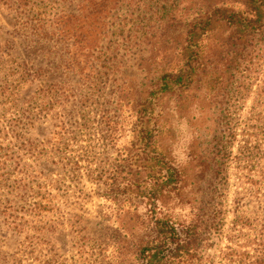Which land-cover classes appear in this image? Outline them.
I'll list each match as a JSON object with an SVG mask.
<instances>
[{
    "label": "rangeland",
    "instance_id": "obj_1",
    "mask_svg": "<svg viewBox=\"0 0 264 264\" xmlns=\"http://www.w3.org/2000/svg\"><path fill=\"white\" fill-rule=\"evenodd\" d=\"M125 1V5L106 14L108 36L105 35L104 23H95L100 18L96 8L88 9L76 22L84 34L81 42L88 43V36L90 43L103 48L101 52L105 47L114 48L108 51L110 56L103 60H113L116 55L119 58L123 54L125 56V47L133 44L136 27L146 28L150 32L138 54L142 60L164 50L172 51L182 43L187 18L202 7L209 8L207 0L193 3L175 0L179 4L175 14L181 17L168 22L166 17L162 18V14L170 0H141L152 6H143L134 14L132 0ZM233 1L239 2L236 10H244L240 5L241 0ZM59 2L28 0L13 5L0 0V129L4 133L0 135V162L7 163L3 170V174L7 175L0 179V255L11 258L17 250H23L22 242L27 245L30 238L41 249V243L49 239L54 244L57 259H67L68 264H82L78 255L79 238L75 237L77 228H94V217L101 203L93 195L96 186L86 179L89 161L96 159L92 163L93 169L100 170L104 158L117 157L116 148L107 149L99 122L102 110L110 106L109 100H113L116 83L113 82L114 75L105 72L99 76L92 75V78L95 77L93 84L77 73L56 74V79L51 74L40 75L39 68L46 64H43L37 46L38 43H45L37 36V27L41 24L50 26L62 9ZM79 2L81 0L75 1V4ZM72 8L74 12V6ZM138 16L141 22L135 27L132 20ZM124 20L128 21L129 26L115 33ZM46 31L49 32L50 28ZM215 41L219 45L216 52L220 54L221 44L227 46L234 38L231 31L223 29L215 35ZM117 48H120L119 51ZM228 49L230 54L238 52L237 46ZM249 50V55L244 58L238 55V60H232L235 56L224 60L220 56L213 58L214 65H219L224 72L229 71L227 76H230V83L215 99L210 96L211 93L207 95L199 89L188 98L176 95L163 102L162 123L167 133L162 145L169 150L180 171L186 174L187 188L182 195L187 203L186 212H190L192 207L200 208L206 202H210L217 212L218 230L211 234L209 241L212 246L208 249V255L212 258L210 264H232L226 255L231 253L230 249L248 252L253 257L260 248L259 244L264 241V32L258 34ZM89 61L99 62L92 56ZM147 67L131 65L124 68L127 69L126 81L135 94L143 90L154 75ZM96 68L100 70V66ZM109 78L111 81H108ZM53 82H62L71 90L75 96L73 104L69 102L66 106L59 94L46 92L52 88L50 85ZM91 94H94L90 100L92 102H88L91 105L85 111L81 108V100ZM131 99H134V95ZM186 99L188 101L184 102ZM70 106L69 111L78 114V117L89 115L87 124L83 121L74 122V127L73 124H65L66 110ZM30 114L32 121L24 118ZM20 119L23 123L18 129L13 128L12 124ZM132 126V123L125 125V134L117 143L120 150L132 148ZM48 158H81L83 176L79 184L66 181L59 186L54 191L53 210L45 217V223L33 222L25 211L27 203L16 197L17 194H10L11 187L16 170L27 164L32 165L34 172L47 173L44 160ZM217 161L226 170V184L211 177L201 178L202 172L210 174L209 166ZM66 170L64 167L59 171L65 173ZM206 180H209V185L203 182ZM204 186H209L210 191L214 190L211 201L209 191L203 190ZM9 206L13 210L5 215ZM79 216L84 217L81 226L77 223ZM234 221L243 224V227L235 229ZM17 223L23 224V231H20ZM44 224L54 226L55 235H43L38 227ZM44 254L50 257V252L45 251ZM31 256L25 257L26 263L33 261ZM42 258L46 260V257Z\"/></svg>",
    "mask_w": 264,
    "mask_h": 264
},
{
    "label": "trees",
    "instance_id": "obj_2",
    "mask_svg": "<svg viewBox=\"0 0 264 264\" xmlns=\"http://www.w3.org/2000/svg\"><path fill=\"white\" fill-rule=\"evenodd\" d=\"M6 1L17 5V2L28 0ZM75 1L77 0H60L62 9L50 26L41 24L37 27V36L45 43H38L37 46L42 62L46 64L45 67L39 68L40 75L51 74L56 79V74L77 73L93 84L94 76L105 72L114 75L113 82L116 83L112 93L113 100H109L110 106L102 110L99 122L107 149L116 148L117 157L104 158L105 162L100 170L93 169L92 163L96 159L89 161L86 179L96 186L93 195L101 203L94 217V228H77L75 237L79 238L80 243L79 259L83 261L82 264L212 263L208 249L212 247L209 243L211 234L218 230L217 212L210 202L202 204L200 208L192 207L190 212H186L187 203L182 199L183 191L187 188L186 174L180 171L169 150L162 145V139L167 133L162 123L163 102L176 95L188 98L199 89L204 90L207 95L211 93L213 99L221 95L230 83V76H227L229 71L224 72V69L214 65L212 60L215 56L222 57L221 60L235 56L233 60L237 59L238 55L243 58L249 55L250 46L255 43L258 34L264 32V0H241L240 5L244 9L241 11L236 10L239 2L233 0H207L209 8L202 7L187 18L182 43L176 49L172 48L173 52L164 50L143 60L138 54L150 32L146 28L136 27L141 22L139 16L132 20L136 27L133 44L125 47L126 55L123 54L122 58L116 55L113 60H103L110 56L108 51L114 48L105 47L101 52L103 48L90 43L88 36V43L80 41L84 34L76 22L80 21L88 9H97L100 18L95 23L103 22L105 35L108 36L110 34L106 25L108 26L109 22L106 14L125 5V0H81L78 4H75ZM170 1L162 14V18L166 17L168 22L181 17L175 14L179 4L174 2L175 0ZM185 1L193 3L196 0ZM143 6L152 5L142 3L141 0H132V14L142 10ZM101 9L105 12L104 15ZM128 26V21H121L115 33L118 29L123 30ZM49 28L50 31L47 32ZM223 29L232 32L234 41L227 46L221 44L222 51L217 54L219 45L215 41V35ZM129 38L132 39L133 36ZM233 46H237L238 52L230 54L228 48ZM119 49L117 48L118 51ZM90 56L99 60L98 64L95 61L90 62ZM97 65L100 66L99 71ZM131 65H146L147 69L154 72L149 84L136 94L126 81L127 69L124 68ZM54 83L46 92L59 94L66 106L69 102L73 104L75 96L71 90L62 82ZM133 95L134 99H131ZM92 96L94 94L81 100V108L85 111L89 108L88 105H91L88 102H92ZM93 99L95 100V97ZM71 107L66 110L65 124H77L80 121L87 124L89 115L78 117V114L69 111ZM24 118L33 120L31 114ZM22 119L15 121L13 128L18 129L23 123ZM127 123L133 125L132 148L120 150L117 143L124 136ZM12 133L16 134L15 130H12ZM0 135H4L1 129ZM80 159L48 158L44 160L47 173L34 172L29 164L16 170L10 194H17L16 197L27 203L25 211L33 222H44L45 217L52 212L56 198L54 191H57L59 186L66 181L78 184L81 182L83 174ZM6 167V162H0V179L7 175L3 174ZM64 167L66 172L60 173V168ZM208 172L210 174L202 172V180L211 177L212 180L219 179L224 184L228 182L226 170L222 169L220 162L211 163ZM203 182L209 185V180ZM203 190L209 191L208 197L211 201L214 190L210 191L209 186H204ZM29 199L31 201L27 202ZM12 210L13 207L9 206L5 215H9ZM83 221L84 217L79 216L77 223L81 226ZM22 225L17 223L20 231H23ZM234 226L237 229L243 227V224L234 221ZM38 228L43 235L49 237L56 233V228L49 224ZM28 241L27 245L22 242L23 250H17L11 258L0 255V264H25V257L28 255H32L33 261L26 264H68L67 259H57L51 240L42 242L41 249L36 247L31 238ZM259 247L253 257L248 252L230 249L231 253L226 254L227 260L232 264H264V241ZM45 251L50 252V257L47 258ZM42 256L46 257V260Z\"/></svg>",
    "mask_w": 264,
    "mask_h": 264
}]
</instances>
